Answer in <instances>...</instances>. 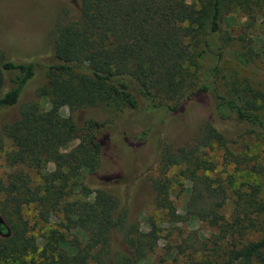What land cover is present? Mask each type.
Returning <instances> with one entry per match:
<instances>
[{
  "label": "trees",
  "instance_id": "trees-1",
  "mask_svg": "<svg viewBox=\"0 0 264 264\" xmlns=\"http://www.w3.org/2000/svg\"><path fill=\"white\" fill-rule=\"evenodd\" d=\"M9 1L22 0L0 3ZM44 1L54 11L41 52L25 55L0 46V151L9 139L13 149L5 161L24 165L40 180L31 188L29 177L15 172L0 181L3 209L11 207L0 222V264H139L156 238L139 232L127 214L133 201L168 205L164 180L150 176L156 163L186 165L191 175L183 221L217 228L210 248L220 251L216 259L191 264H264V191L255 184L229 195L201 158L203 149L216 146L227 164L264 174L253 156L231 151L247 139L264 140V118L241 99L244 88L219 76L224 59L246 68L250 54L216 44L226 37L221 27L229 10L252 20L264 16V0ZM35 58L47 79L36 97L48 98L47 109L21 102L35 76ZM194 59L204 63L200 79L188 69ZM203 101L208 112L196 131L170 143L167 120ZM98 109H125L134 117L123 126L105 125L94 119ZM11 110L15 114L5 119ZM145 146L150 156L144 162L136 151ZM109 151L128 156L124 169L100 171ZM48 165L53 171L43 173ZM29 205L32 225L21 214ZM48 214L57 222L37 236L34 227L48 224Z\"/></svg>",
  "mask_w": 264,
  "mask_h": 264
},
{
  "label": "rangeland",
  "instance_id": "rangeland-1",
  "mask_svg": "<svg viewBox=\"0 0 264 264\" xmlns=\"http://www.w3.org/2000/svg\"><path fill=\"white\" fill-rule=\"evenodd\" d=\"M53 7L54 5L44 0L0 3V18L3 14L8 16V18L0 19V46L25 55H35L41 52L43 35L50 25L49 19L54 11ZM221 28L227 34L222 40L217 39L216 44H226L242 49L243 52L246 51L250 54L251 66L243 68L232 60L224 59L219 66V76L222 81H228L234 89L244 88L246 91L240 95L241 99L250 102L249 105L255 113L264 118V16L254 15L251 20L237 11L229 10L224 26ZM203 32L204 27L201 28V33ZM232 38H234L233 41H230ZM192 39H190L191 42ZM191 44L194 45V42ZM192 49L196 53L200 50V46L196 44ZM34 62L37 63L35 76L25 87L21 102L33 101L40 108L47 109L48 98L36 97L37 92L46 86V71L41 59L35 58ZM188 69L196 79H200L204 63L194 59ZM207 112L204 101L189 103L183 113L167 120L164 131L165 138L170 143H179V141L187 139L196 131ZM13 114H15L14 110L9 111V115L6 114L5 119L11 118ZM62 114L64 115V113ZM132 114H134L132 111L125 109L117 113L109 109H98L94 119L97 122H104L105 125L112 121L123 126L130 122L129 119H133ZM153 123L158 124V120ZM75 144L76 141L70 142L65 149H70ZM11 149L13 147L10 140L4 139L3 149L0 151V181L7 182V175L21 172L23 177H29L30 187L34 188L40 182L39 175L35 171L28 170L24 165H9L5 161V154ZM149 149L148 146H145L143 150L136 151V156L143 158L145 162L150 156ZM231 151L234 155L253 156L257 160V164L260 163L264 167V140L261 138L247 139L236 149L232 147ZM222 152V149L212 146L203 149L201 158L207 161L205 165L213 168L211 173L215 175L212 177L219 179L223 187L226 186L229 195L230 193L233 195L237 188L244 189L248 185L255 184H258L260 190L264 191V174H250L245 172L246 167L234 166L233 163L227 164L222 159ZM127 157V155L116 156L112 151H109L107 157L101 161L100 171L113 172L124 169ZM186 170V165L163 166L156 163L150 176L154 178L157 175L164 180L168 205H160L150 196L148 197L151 200H147V202L133 201L129 205L127 221L134 223L139 232H151L156 238L155 246L146 253L139 264H191L192 260L216 259V255L220 252L210 250L212 237L218 235L217 228L209 227L195 219L183 221L191 175V172ZM51 171H53V166L48 165L43 173ZM206 173L208 174V172ZM230 173L233 176L231 177L232 182L228 185ZM79 197L86 199L83 196ZM3 199V194L0 192V222L4 221V214L8 216L7 211L11 210V207L8 206V210L4 211ZM229 209L230 205H227L226 210ZM171 211L174 214H170ZM34 213L33 205L23 207L21 210L22 217L27 219L30 225H32L31 217L34 216ZM174 215L177 217L175 218ZM44 219L48 224L42 225L43 227L38 231H36L37 227H34L37 236L43 231L42 229L57 222L56 217L51 214H48ZM77 234L83 241V234ZM37 243H40L39 238Z\"/></svg>",
  "mask_w": 264,
  "mask_h": 264
}]
</instances>
